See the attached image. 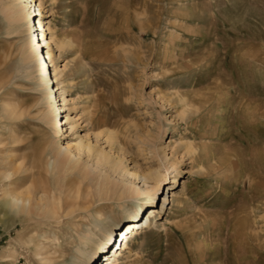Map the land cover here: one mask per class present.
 <instances>
[{"label":"rangeland","instance_id":"374dc122","mask_svg":"<svg viewBox=\"0 0 264 264\" xmlns=\"http://www.w3.org/2000/svg\"><path fill=\"white\" fill-rule=\"evenodd\" d=\"M41 1L43 16L34 18L64 44L54 47L58 70L50 66L54 90L66 81L60 142H91L120 170L160 168L164 179L145 184L106 166L99 178L89 168L95 161L74 149L73 173L38 178L56 217L6 216L5 192L27 190L34 165L46 169L54 159L43 119L53 101L24 62V37L0 0V263L79 264L89 226L98 235L113 227L119 250L132 219L125 199L102 192L109 175L114 184L135 180L148 195L156 187L129 205L137 219L151 200L159 210L113 264H264V0ZM82 168L90 171L86 180ZM8 169L10 186L1 180Z\"/></svg>","mask_w":264,"mask_h":264},{"label":"bare ground","instance_id":"6f19581e","mask_svg":"<svg viewBox=\"0 0 264 264\" xmlns=\"http://www.w3.org/2000/svg\"><path fill=\"white\" fill-rule=\"evenodd\" d=\"M29 1L31 2V4L34 5L32 11H30V5L27 4L26 0H6L3 10L4 12H6L12 25L16 27L19 34H22L21 36L24 37V52H23L24 62L29 67L32 68L34 77H36L37 74L36 72L40 73V75L42 76L43 88L48 91L45 93L49 94L52 98L53 102L49 106L53 110L52 115L49 113L50 109L49 110L47 109L43 115V119L45 122L49 123L50 124L49 127H51V133L53 139L50 141L49 146L51 147V152L53 154L54 159L52 160L51 165L49 164L46 169H41V167L37 166V164L34 165V169H37V171L33 173L31 186L28 187L27 190L25 191L11 190L5 192L3 197L2 208L5 209L6 216L7 214H9V217L12 218V214L17 213L20 214L21 216L23 215L26 217H32V216H36V217L45 216L47 218L56 217L58 208L54 205V203L51 202V197H50L51 195H49L47 189L44 187L43 191L40 190L42 185L39 183L38 178H45L47 177V173L50 172L51 173L57 172L56 174L59 175L58 172L64 171V173L65 172L69 173V171L72 172L76 170V168L79 167L78 165L79 159H76V161L73 160V157L77 156L76 153H73L72 151L74 149L78 150L79 153L87 152L89 158L95 161V164H93L89 168H91L92 171H97L99 174V178H103V173L105 174L107 173V172H103L100 166H104V167L106 166L108 167L107 170H109V172H118L119 170L121 175L122 174L129 175L135 180L142 179V182L145 184H147L149 180H152L155 184H158L162 179H164V174L160 170V168L150 169L148 172L145 173L131 172L128 169L120 170L118 168L119 164L121 163L120 161L118 163L116 162L112 164V162L109 160V156L106 155L102 150L99 149L95 150V147L92 145L91 142L85 143L81 139L79 142H77L75 146L69 145L67 147H64L63 144L60 142L58 136L62 132L63 127L58 118V113L60 112V110H62L60 107V103H58V101L62 100L65 103L68 101L65 95L66 81L64 78H61L58 81V84L60 86L54 90V85H52L53 82L51 80L50 66L51 67L54 66L56 71L58 70V66L54 65L56 59L54 47L58 48L61 51V49L64 47V44L61 40L56 39V37L54 36V30L50 25H48V27L43 25L44 22L42 20V17L36 18V16H43V12L41 11L40 8L42 6V1L40 2V5H38L35 2V0H29ZM36 6H38V9L36 8ZM34 15H36L35 18ZM36 20L37 23H35ZM35 24L39 26L38 30L41 33L38 32L39 34H36L37 28L36 27L34 28ZM48 33L50 34V37H48ZM63 73L64 70H59L54 75H59L61 77ZM59 76L57 78H60ZM43 88L42 90L44 91ZM59 89H60L59 94H56L54 91H57ZM44 103H46V101ZM66 118H67L66 120L69 121V123L71 124V129H73L76 125V121L72 119L69 114H67ZM114 135L115 134H113V132L109 131L106 140H108V142L114 143L115 140ZM169 159L170 158L166 155L165 160L169 162ZM21 170H22V175L21 178L19 179L25 183L30 177L29 174L26 173L28 171V168ZM82 170H83L82 172H84L82 176L86 180V178L89 176L90 171L83 168ZM14 175L15 172L13 170L8 169L2 173L1 180L8 182L9 185L10 183H12L11 178ZM57 177L58 176H56V180ZM60 178L58 179L57 185L61 188L63 185L60 182L62 181L60 180ZM109 178L110 176L108 175L107 180L100 183L102 192L105 195H107V197L110 200L114 198H119L120 200L125 199V203L124 205H122V208L128 211L127 215L129 218L132 219V221L128 223L125 226V228L120 231L121 233H124L126 235L125 237L124 235H122L124 239L120 245L119 250L117 251H113L114 247L117 244L116 243L117 241L114 238L113 227H108L107 225V227L102 226V228H100L101 224L95 223L94 225L95 228H100V235H98L95 232L96 229L94 230L92 226H89L85 234L81 237L83 247L78 249V254L80 255L79 264H113V262L116 260V257L119 256V254H121L120 250L129 249V246L127 244L128 241L133 238V235H137L143 232L144 228L150 227L152 223V219H155L156 215L159 212L158 203H154L152 200L147 205L148 206L147 214H145L141 219H137L136 214H134L133 211H130V209H132L133 207H129V205L131 204L134 205L136 199L140 198L144 194L147 195V197H151L156 187H154V189L151 190L148 195V192L145 193V191L136 184L135 180H131L130 185L123 184V182H120L121 184L118 182L114 184L108 180ZM185 188L186 186L183 185V190H185ZM172 192L173 195L176 194L174 190H172ZM165 200L166 197L164 195L162 198L160 208H162V206L164 205ZM143 218H145L144 221H142ZM15 224L16 223L12 221L9 226L12 227Z\"/></svg>","mask_w":264,"mask_h":264}]
</instances>
